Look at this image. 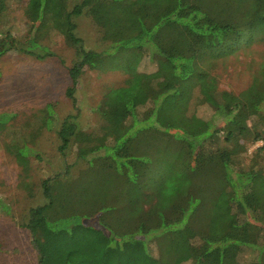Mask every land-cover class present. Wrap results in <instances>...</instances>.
I'll return each mask as SVG.
<instances>
[{
  "label": "trees",
  "instance_id": "trees-1",
  "mask_svg": "<svg viewBox=\"0 0 264 264\" xmlns=\"http://www.w3.org/2000/svg\"><path fill=\"white\" fill-rule=\"evenodd\" d=\"M80 1L71 8V0H28L26 8L38 48L46 49L40 37L53 30L75 51L67 96L75 105L85 69L121 71L129 76L125 86L137 87L152 106L140 118L134 98L110 89L98 109L101 134L82 130L78 116L58 125L46 108L30 139L58 126L59 153L66 158L75 148L76 161L65 175L42 183L45 205L22 225L36 264H181L187 253L189 264H264V173L231 168L250 142H262L264 152V68L238 94L204 92L202 83L216 61L264 40V0ZM83 15L101 31L106 50H90L77 36L76 19ZM145 59L155 71L140 72ZM196 90L203 103L213 100L223 126L212 129L205 119L180 113ZM168 98L175 99L172 106ZM164 110L171 112V132L148 126ZM15 117L1 114L0 124ZM220 137L227 148H214ZM5 149L25 177L31 155L42 160L26 139ZM244 253L254 260L242 263Z\"/></svg>",
  "mask_w": 264,
  "mask_h": 264
},
{
  "label": "rangeland",
  "instance_id": "rangeland-1",
  "mask_svg": "<svg viewBox=\"0 0 264 264\" xmlns=\"http://www.w3.org/2000/svg\"><path fill=\"white\" fill-rule=\"evenodd\" d=\"M80 2L71 0V8ZM27 4L28 0H4L2 8L0 3V53L7 45H13L0 57V115L16 116L7 124H0V206L9 207L8 212L0 208V264H36L31 235L22 225L32 210L45 205L42 183L47 181V184H51L56 176L65 175L68 166L76 161L75 148L70 150L66 158L59 153L58 126L43 128L38 136L30 139V134L37 129L38 120L46 116V108L51 106L47 116L53 114L58 125L68 116H78L76 120L82 130L101 134L104 121L98 109L110 89H121L127 92L130 99L134 98L140 118L152 106L140 99L137 87L125 86L129 76L124 72L89 69H85L77 78L74 105L67 96V90L72 86L68 69L76 60L75 51L66 44L63 36L53 30H45L43 37H40L39 43L46 49L38 48L30 40L37 32H32L33 23L26 16ZM76 23V34L84 40L88 49L102 52L109 47L108 43L102 41L101 31L89 16L77 18ZM216 63L213 70L207 71L202 79L204 92L220 89L238 94L264 68V40L257 37L250 45L245 43L235 53ZM153 71L155 65L145 59L140 72ZM171 99L175 101L168 98L165 102L167 105L171 103L169 106L174 104ZM201 100L196 90L190 106L180 113L184 116L191 113L205 119L210 122L212 129L223 126V119L215 114L213 100L209 99L210 104ZM159 111L148 126L171 132L172 128L167 129L172 125L169 119L171 112ZM20 139H26L28 148L42 157L39 160L31 155V170L26 177L5 149ZM223 140V137L216 140L214 148H227ZM262 146V142H250L246 152L236 157V163L231 168L238 170L252 167L264 173V152H259ZM80 165H75L71 172L76 173ZM20 176H23L25 183L21 182ZM151 249L153 255L157 256V246L152 245ZM187 256L188 253L181 264H189ZM254 258L252 253H244L241 257L242 263H249Z\"/></svg>",
  "mask_w": 264,
  "mask_h": 264
}]
</instances>
